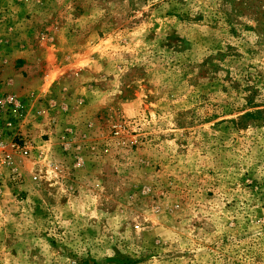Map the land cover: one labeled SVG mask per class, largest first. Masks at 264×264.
<instances>
[{"label":"rangeland","instance_id":"obj_1","mask_svg":"<svg viewBox=\"0 0 264 264\" xmlns=\"http://www.w3.org/2000/svg\"><path fill=\"white\" fill-rule=\"evenodd\" d=\"M3 95L0 264H264V0H0Z\"/></svg>","mask_w":264,"mask_h":264},{"label":"built area","instance_id":"obj_2","mask_svg":"<svg viewBox=\"0 0 264 264\" xmlns=\"http://www.w3.org/2000/svg\"><path fill=\"white\" fill-rule=\"evenodd\" d=\"M20 107L21 104L14 97L0 96V191L3 186L13 183L17 178L12 161L13 153L17 152L24 157H30L33 151L32 142L27 135L14 133V136L18 138L16 143L8 138V133L14 130V125L22 116L18 113Z\"/></svg>","mask_w":264,"mask_h":264}]
</instances>
